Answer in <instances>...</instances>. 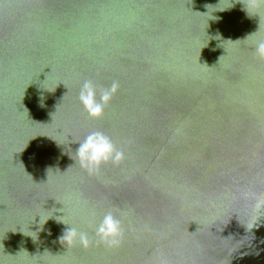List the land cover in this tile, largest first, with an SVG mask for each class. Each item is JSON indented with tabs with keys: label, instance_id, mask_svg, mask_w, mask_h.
Segmentation results:
<instances>
[{
	"label": "water",
	"instance_id": "95a60500",
	"mask_svg": "<svg viewBox=\"0 0 264 264\" xmlns=\"http://www.w3.org/2000/svg\"><path fill=\"white\" fill-rule=\"evenodd\" d=\"M243 3L0 0V264H264L241 196L264 194V10ZM89 79L120 84L98 120ZM92 131L126 154L98 177L75 161ZM110 208L121 247L61 242Z\"/></svg>",
	"mask_w": 264,
	"mask_h": 264
},
{
	"label": "clouds",
	"instance_id": "9594fccd",
	"mask_svg": "<svg viewBox=\"0 0 264 264\" xmlns=\"http://www.w3.org/2000/svg\"><path fill=\"white\" fill-rule=\"evenodd\" d=\"M243 4L244 10L249 16H252V13L259 15L260 11L264 10V0H244ZM254 54L259 59L264 60V39L255 42ZM119 88L118 81H113L110 86H103L89 79L83 83L78 99L88 116L98 120L103 118L106 108L110 105ZM181 131L182 129L177 128L176 134L179 135ZM78 144L75 161L90 177H98L103 166L109 164L119 166L126 159L125 150L122 147H117L112 138L102 131L90 132L82 141H78ZM241 196L244 199L254 201L253 212H264V194L245 191L241 193ZM126 214L123 209L110 208L98 222L94 221L93 237H90L87 232L79 231L71 226L65 231L61 242L69 247L79 244L85 249L94 243L107 249L119 248L126 236V230L120 216Z\"/></svg>",
	"mask_w": 264,
	"mask_h": 264
}]
</instances>
